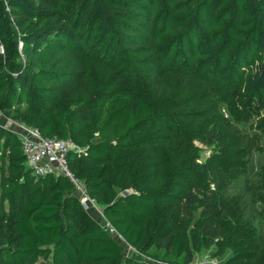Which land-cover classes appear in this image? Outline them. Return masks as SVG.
Wrapping results in <instances>:
<instances>
[{
    "label": "trees",
    "instance_id": "1",
    "mask_svg": "<svg viewBox=\"0 0 264 264\" xmlns=\"http://www.w3.org/2000/svg\"><path fill=\"white\" fill-rule=\"evenodd\" d=\"M156 51L187 55L211 68L215 80L225 78L240 112L264 110V0H0V111L45 137L84 147L68 151V165L109 224L90 217L67 176L34 175L20 136L0 124V264H121L125 246L118 237L147 248L160 205L175 200L178 180L192 181L183 165H166L157 148L161 134L148 138L149 129L166 136L176 129L173 112L132 90L138 76L131 63L150 62ZM97 57L115 68L117 83L93 78ZM154 63L162 81V62ZM125 80L132 86L119 87ZM138 132L143 136L134 141ZM214 136L215 157L229 163L232 146L218 131ZM224 174L217 169L212 187L197 180L183 196L187 212L199 214L194 247L220 237V256L240 248L232 243L240 231L231 226L236 217L223 194ZM114 186L132 190L118 194ZM8 208L15 214L13 237ZM188 251L182 232L167 237L169 257L181 260ZM151 256L159 260L160 251ZM248 259L260 261L257 252Z\"/></svg>",
    "mask_w": 264,
    "mask_h": 264
},
{
    "label": "rangeland",
    "instance_id": "2",
    "mask_svg": "<svg viewBox=\"0 0 264 264\" xmlns=\"http://www.w3.org/2000/svg\"><path fill=\"white\" fill-rule=\"evenodd\" d=\"M175 54L176 52L172 51L167 57L163 52L156 51L151 56L152 62L148 60L140 65L137 62L139 67L136 63H131L134 64L132 67H135L134 71L138 76L132 90L155 102L158 107H167L168 111L173 112L171 114L175 117V124H178L176 129L169 133V136L162 135L163 132L159 129L158 133L149 129L148 138H151L152 134H161L160 138L164 139V142L157 148L166 159V165H183L189 170L192 181L186 183L184 179L178 180L176 185L179 190L173 194L175 200L165 201L160 205L157 215L150 221L146 249L133 248L117 236L125 246L121 264H131L136 260L148 264H264V110L258 115L240 112L237 107L231 105V99L225 92V78L215 80L209 75L211 68L204 69L197 60L187 55L184 59L176 58ZM61 59L68 61L72 56L62 54ZM95 60L93 78L102 79L108 86L117 83L115 68L102 65L99 62L100 57ZM156 60L162 62V81L156 80L155 77L158 71L154 63ZM181 60L187 65L182 66ZM129 81H120L118 85L128 88L132 86ZM0 124L14 131H21L20 124L9 119L1 111ZM217 131L222 139H227L232 146L231 153H235L230 155L229 163L222 164L214 155L215 150L219 148L215 141H212ZM142 136V133L138 132L133 139L137 141ZM198 164H201V169ZM217 169H222L225 173L227 187L223 189V194L236 217V222H231V226L238 227L240 231L239 238L235 236L232 240L233 244L240 247L239 250L228 247L221 256L217 255L220 251L219 243L223 241L220 237L211 246L201 249L194 247L193 234L199 214L190 215L183 205L185 192L198 183L197 180H201L206 187L214 185ZM148 173L146 171L142 177H146ZM184 177L187 178L188 175L185 174ZM114 189L118 194L132 190L127 186H114ZM86 209L91 218L109 227L102 208L89 205ZM14 217V212L8 208L5 220L11 237L15 233ZM177 231L186 236L189 247L186 257L181 260L171 258L165 252L167 237ZM250 241L256 249H252ZM155 250L160 251L159 260L151 256ZM256 252L260 261L252 262L248 258Z\"/></svg>",
    "mask_w": 264,
    "mask_h": 264
},
{
    "label": "built area",
    "instance_id": "3",
    "mask_svg": "<svg viewBox=\"0 0 264 264\" xmlns=\"http://www.w3.org/2000/svg\"><path fill=\"white\" fill-rule=\"evenodd\" d=\"M20 124V123H19ZM21 131H16L22 141V149L27 159V164L36 176L47 174L67 176L75 186V193L80 202L87 208L89 205H98L88 194L86 184L81 181L70 169L67 161L69 150L82 151L84 147L79 146L71 138L59 139L45 137L41 131L31 125L20 124ZM111 231H113L111 229ZM205 264H217L210 262Z\"/></svg>",
    "mask_w": 264,
    "mask_h": 264
}]
</instances>
